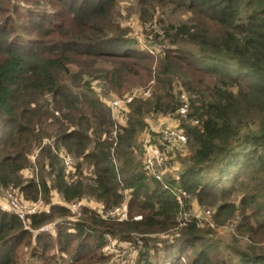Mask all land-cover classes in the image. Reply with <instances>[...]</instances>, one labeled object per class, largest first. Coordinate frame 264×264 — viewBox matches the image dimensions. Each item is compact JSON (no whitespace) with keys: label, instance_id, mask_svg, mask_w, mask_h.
I'll use <instances>...</instances> for the list:
<instances>
[{"label":"trees","instance_id":"1","mask_svg":"<svg viewBox=\"0 0 264 264\" xmlns=\"http://www.w3.org/2000/svg\"><path fill=\"white\" fill-rule=\"evenodd\" d=\"M119 1L0 0V194L50 204L26 223L0 207V264H95L110 236L144 242L137 264H234L214 230L233 219L236 236L250 242L235 248L236 263L264 264V219L256 218L264 216V0H136L144 23L174 4L189 14L163 22L158 55L129 37ZM144 74L152 97H136L120 124L103 98ZM176 81L192 96L181 126L190 153L161 181L143 169L139 138L148 115L182 105ZM173 187L190 195L183 208ZM54 191L66 203L97 200L105 212L126 204L128 217L84 206L53 238L36 230L70 215ZM191 200L213 208L214 227L196 217L178 226ZM169 231L176 236L147 238ZM21 246H31L30 259Z\"/></svg>","mask_w":264,"mask_h":264},{"label":"rangeland","instance_id":"2","mask_svg":"<svg viewBox=\"0 0 264 264\" xmlns=\"http://www.w3.org/2000/svg\"><path fill=\"white\" fill-rule=\"evenodd\" d=\"M118 4H119L118 10L120 11L121 16H122L119 22H121L122 26L129 29V34H128L129 37L137 41V43H139L141 47H144V49H145L146 44L155 45V47L158 48L157 50H155L156 48L154 47H150V48H146L144 51H149L150 53L154 52L156 55L160 54L161 53L160 49L161 48L164 49L163 47L166 46L165 45L166 43L163 42V36H164L163 30H162L163 22L172 21V22L178 23V22H182V21L189 19L188 12L180 8L179 5L174 4L172 6H169L168 8L160 10L152 21L144 23L140 18L139 9H138L136 0H120ZM160 19H161V23L159 22ZM155 37H157V40H155ZM153 83L154 81L152 79L150 80V76L144 74V76L141 78V83L140 82L132 83L122 90V94L113 92V93L108 94L107 96H104L103 99L107 103L110 104L115 99L124 98L126 95H129L130 93L134 91L139 92V91H143L144 89L151 88L152 93H153V91L155 90ZM173 85L175 89L177 90V92H181L180 99L182 101H184L182 97L183 94L185 95L186 99L190 101V97L192 98L191 94L183 88V86L181 85L179 81H176ZM101 86L102 84L100 83V81L96 80L93 82V87L97 93H100V90L102 91ZM138 97L144 98L141 95L137 96V98ZM129 107L130 106H127L128 110L123 111L121 116H117V117L125 118L127 116V113L130 110ZM190 112H191V109H190ZM146 121L148 123V127L141 134V139L139 140L140 145L138 148V150L141 152V155H142L141 156L142 166H143L144 144H145L146 136L150 135L151 137H154L156 136L157 131H159L160 129L166 128V127H176V126L183 127L184 119L179 117L177 114H174V115L151 114L146 117ZM189 153H190V150H189L188 144L171 145L168 151V160H167L166 167H181L183 159H186ZM32 161H33V158H32ZM24 174L26 175V177H29L30 174L32 176V175H35L36 172L30 169H27L24 171ZM167 175H170V173L168 174L167 172ZM10 191H13V190H10ZM6 193H5V196H6ZM52 196H53V201H55V203H58V205H65V206L69 205V203L64 202L57 195H55L54 192H52ZM24 200L27 204L28 203L34 204V202H36V201H30L26 199ZM82 201H85L86 204H84ZM89 202H91V204H89ZM78 203H79V209H80L81 214H82L83 207L87 206L89 208L99 211L100 213H104L105 217H108V216L115 217L117 218V220H120V221L125 220L128 217L127 216L128 209H126V207H122L118 214L111 216L109 214L111 210H108L105 212L101 205V202L97 200L84 198ZM189 204H190V209L186 212L188 214V218L196 217L203 224H206V223L209 224V222L213 224V218H212V215L214 212L213 208L201 207L196 203V201L192 202V200L190 201ZM39 207H40V212L42 211L49 212L50 204L46 205L42 201V204L38 203V208ZM69 211H70V215H68L67 217H60L59 215L54 214L55 218L49 221V222L51 221L58 222L56 231L54 233H50L53 238L56 237V234H58V232H60L61 227H62L61 224L67 223V222L72 223V221H76L78 218L81 217V214H74L71 211V209H69ZM184 216L185 215L183 214L181 218ZM136 217L137 216H135V218ZM256 218L258 221H263L264 216H257ZM256 218L252 219L253 224H256ZM238 221H239L238 219H233V221L232 220L228 221L221 227L215 226L214 228V230L216 231V237L222 241L221 245L224 248V250H226V252L230 256L233 255L232 259H233L234 264H237L236 262L239 256L238 254L235 253V248H239V250H244L250 244L247 238L236 236L235 227L238 225ZM36 231H38V229ZM174 235H175L174 231H169L163 234L147 235V238L155 239L156 237H158L159 239H172ZM134 236L139 237L137 234H134ZM143 243L144 242H141L140 240L139 241L136 240V242L125 241V242L118 243L116 242V239L111 238L110 236L108 237V244L102 250H99L96 252L98 256H103V258L99 261H96L95 264H137L141 257L140 255L141 248L144 247ZM160 243L161 242L159 241L156 242V244H159L161 246ZM227 245L230 248H227ZM159 248L161 249L162 247H159ZM30 250H31V246L30 247L28 246L20 247V253L24 261L28 258L30 259V257L28 256V253L26 254V252L28 251L30 252ZM51 251L52 250H50V252Z\"/></svg>","mask_w":264,"mask_h":264},{"label":"built area","instance_id":"3","mask_svg":"<svg viewBox=\"0 0 264 264\" xmlns=\"http://www.w3.org/2000/svg\"><path fill=\"white\" fill-rule=\"evenodd\" d=\"M142 96L144 98L151 97L152 95V89L147 88L143 91H134L130 93L129 95H126L124 98H117L114 101L110 103V108L112 111V114L116 119H118L117 116H121L123 111H127V106L137 97ZM183 100L182 105L177 110L176 114L181 118H187L188 114L190 112V101H188L185 97V95H182ZM194 124H198L199 120L194 119ZM117 129L114 130V135L116 136ZM49 143L51 140H47ZM188 142V137L185 132V130L181 127H166L163 129H160L157 131L156 136L152 137L151 139H148L145 141L144 144V157H143V169L153 176H155L158 180L164 181V175L167 171L166 169H169L171 167H166L167 160H168V151L169 147L173 144H181L186 145ZM64 162L67 166L72 167L74 164L75 159L73 156L66 154L63 156ZM33 162L35 163V156H33ZM32 171L36 172L35 175L38 173V167L35 165L32 169ZM172 193L175 195L176 200L180 204V207H184L185 200L190 199V195L181 188H172ZM6 199H7V205L6 206H0L2 210L8 211L11 213H14L17 215L22 221L26 223L28 217L32 214H36L40 212V207L38 208V203L42 204V200L39 199L34 204L32 203H26L24 200L20 199L19 196L15 191H9L6 193ZM70 205V206H69ZM68 207L71 209V211L74 214H81L79 209V203L78 202H71L69 203ZM122 207H125L124 204L121 206L115 207L110 211V215L114 216L115 214H118ZM187 211L183 212L181 211L179 214V227H182L185 222L189 220ZM185 215L181 218L182 215ZM190 217V216H189ZM137 219H140L141 216H137ZM199 220V219H198ZM201 223V221L199 220ZM211 226L213 224L209 222ZM27 226V224H26ZM58 226V222L51 221L46 224H44L40 229H38L37 232H44V233H54L56 231V227Z\"/></svg>","mask_w":264,"mask_h":264},{"label":"crops","instance_id":"4","mask_svg":"<svg viewBox=\"0 0 264 264\" xmlns=\"http://www.w3.org/2000/svg\"><path fill=\"white\" fill-rule=\"evenodd\" d=\"M120 124H125L126 123V117L124 118H122V117H120V118H118V119H116ZM152 137L150 136V135H148V136H146V140H148V139H151ZM139 139H141V135H140V138ZM145 140V141H146ZM180 167H171V168H169V169H166L167 170V172H168V174L170 173V175H173L174 174V170L175 169H179ZM31 170V169H30ZM167 172H166V174H167ZM54 194L55 195H57L58 196V194L57 193H55V191H54ZM4 196H5V193H3V194H0V206H6L7 205V199H6V196H5V198H4ZM59 197V196H58ZM4 199V200H3ZM55 202V201H54ZM84 204H86L85 203V201H82ZM89 204H91V202H89ZM100 206V205H99Z\"/></svg>","mask_w":264,"mask_h":264}]
</instances>
